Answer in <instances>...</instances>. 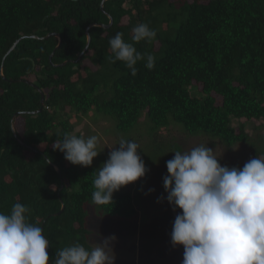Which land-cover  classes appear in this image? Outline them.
<instances>
[{
    "label": "trees",
    "instance_id": "trees-1",
    "mask_svg": "<svg viewBox=\"0 0 264 264\" xmlns=\"http://www.w3.org/2000/svg\"><path fill=\"white\" fill-rule=\"evenodd\" d=\"M101 2L0 0V212L17 202L28 207V221L49 240L48 264L57 250L95 246L96 236H112L118 227L130 234L124 239L130 246L139 220L154 223L138 210L144 182L134 191L122 186L112 204L91 202L107 146L99 165L87 167L54 149L65 134L81 133L83 116L113 119L117 136L158 152L160 165L183 151L181 136L212 150L248 148L250 155L229 168L264 158V0H106L104 10ZM109 15L110 27H90L81 55L89 25L108 24ZM139 23L157 33L135 44L154 55L155 67L139 61L132 76L123 62H113L109 40L120 32L132 43ZM50 33L62 39L52 60L59 37ZM70 59L77 61L56 65Z\"/></svg>",
    "mask_w": 264,
    "mask_h": 264
},
{
    "label": "clouds",
    "instance_id": "clouds-1",
    "mask_svg": "<svg viewBox=\"0 0 264 264\" xmlns=\"http://www.w3.org/2000/svg\"><path fill=\"white\" fill-rule=\"evenodd\" d=\"M132 33V43L117 32L109 45L113 62H123L136 76L137 63L145 61L151 70L155 57L137 51L135 44L151 42L157 33L147 23L137 24ZM99 142L96 135L65 134L53 147L72 164L87 167L100 152ZM116 145L119 147H110L108 159L95 171L94 205L112 204L114 192L149 171L138 154V143L121 138ZM174 152L166 161L168 175L163 186L173 211L182 210L171 232L172 245L184 247L182 264H264V158L257 156L242 168H229L204 144ZM28 212L19 202L8 214L0 212V264H48L49 240L40 226L28 221ZM114 239L107 237L88 248L81 243L63 247L52 264H114Z\"/></svg>",
    "mask_w": 264,
    "mask_h": 264
},
{
    "label": "rangeland",
    "instance_id": "rangeland-1",
    "mask_svg": "<svg viewBox=\"0 0 264 264\" xmlns=\"http://www.w3.org/2000/svg\"><path fill=\"white\" fill-rule=\"evenodd\" d=\"M112 120L103 119L99 122L92 114L87 117L83 116L79 118L81 125L78 128L81 130V133H77L76 135L84 136L85 138L96 135L99 138L100 142L97 150L100 152L97 157L93 158V161H95V164L97 165L100 163V156H103L104 158L107 156L106 151L103 148L104 145L108 147L109 153L112 150L110 147H119V145L116 144L121 137L114 133L115 123L114 120ZM164 134L165 132L161 130L160 135L155 136V140L158 142L159 137L163 138V136H165ZM177 136L180 135L178 134ZM179 142L184 144L183 151H188L199 145L198 139L190 138L189 140H186L182 136L180 137ZM139 146L140 149H138V154L143 159L149 171L146 172L144 177L139 178L135 182L129 183V185H131L132 190L134 191L139 186V183L143 184L144 182L141 187L142 194L140 202L138 203V210L141 214L146 213L150 220L153 219L154 223L150 226L146 221L139 220L137 225L139 229L137 230L134 241L131 242L130 246L126 245V241L124 240L125 238H129L130 234L121 230V235L119 230L120 227H118L119 229H116L119 232H114L112 236H96L94 244L102 242L107 237L114 236L115 239L111 242L116 261L114 264H182L184 252L183 245H177L174 247L171 243V239H168L171 237L175 217L179 212H182V210L177 208L173 211V206L166 199L167 192L163 186V178L168 175L166 164L160 165V163H157L161 160L160 154H157L158 152L151 150L147 145L144 147L139 144ZM240 149L242 148L240 147ZM213 151L214 154L218 156V162L222 166H227L230 161L237 160L241 155H250L246 153L249 151L248 148L245 152H234L233 150L228 151L224 148H216ZM155 163L156 165L154 166ZM149 166H152L151 171ZM150 189H152V191H149ZM92 221L94 222L95 219L92 218ZM96 224L97 226L104 225V221ZM109 224L108 222L106 223V225H109L110 228L114 229V225L110 222ZM164 243L166 244L162 245ZM125 250H127L126 253H124ZM122 253L127 256L123 257ZM122 258H128L130 261L125 262Z\"/></svg>",
    "mask_w": 264,
    "mask_h": 264
},
{
    "label": "water",
    "instance_id": "water-1",
    "mask_svg": "<svg viewBox=\"0 0 264 264\" xmlns=\"http://www.w3.org/2000/svg\"><path fill=\"white\" fill-rule=\"evenodd\" d=\"M105 1L106 0H102V2H101V8L104 10V3H105ZM109 18H110V22L108 23V24H104V23H93V24H91V25H89V27L87 28V31H86V33H87V43H86V46H85V48H84V50L82 51V53H81V55L83 54V52H85V50L88 48V46L90 45V41H91V35H90V32H89V29H90V27H92V26H94V25H100V26H102V27H104V28H108V27H110L112 24H113V17L111 16V15H109ZM53 34H55L56 36H58L59 37V43H58V45H57V47L54 49V51L51 53V55H50V60H52V57H53V55H54V52L56 51V49L57 48H59L60 47V45H61V43H62V39H61V37H60V34H57V33H50V34H48L46 37H49V36H51V35H53ZM18 41H19V39L18 40H16L15 42H14V44L10 47V49L8 50V52H10L12 49H14V47L16 46V44L18 43ZM80 55V56H81ZM80 56H79V58H80ZM77 61V59H70V60H65V61H63V62H61V63H59V64H56L57 66H59V65H65V64H67L68 62H76ZM40 90V89H39ZM40 92H41V102L43 103L44 102V99H45V95H44V92L42 91V90H40ZM41 111V109H39L37 112H40ZM13 120H14V117L12 118V123H13ZM13 129H14V132H15V134H16V130H15V128H14V126H13ZM16 136H17V138H18V135L16 134ZM19 140H20V142H22L23 143V140L22 139H20V138H18ZM24 144V143H23ZM27 147L28 148H30V149H32V150H34V151H37V148H35L34 146H32V145H27ZM57 169H59L58 167H56ZM60 171V170H59ZM48 248H49V244H48V246H47V248H46V251H48Z\"/></svg>",
    "mask_w": 264,
    "mask_h": 264
}]
</instances>
